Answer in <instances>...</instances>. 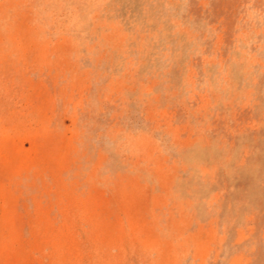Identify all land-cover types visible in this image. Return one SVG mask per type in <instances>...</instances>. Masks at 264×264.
<instances>
[{"label": "rangeland", "instance_id": "374dc122", "mask_svg": "<svg viewBox=\"0 0 264 264\" xmlns=\"http://www.w3.org/2000/svg\"><path fill=\"white\" fill-rule=\"evenodd\" d=\"M0 264H264V0H0Z\"/></svg>", "mask_w": 264, "mask_h": 264}]
</instances>
